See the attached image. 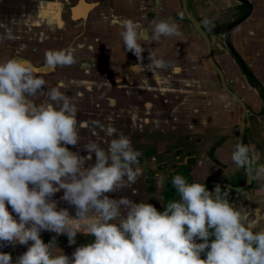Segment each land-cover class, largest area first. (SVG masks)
<instances>
[{"label": "crops", "instance_id": "crops-1", "mask_svg": "<svg viewBox=\"0 0 264 264\" xmlns=\"http://www.w3.org/2000/svg\"><path fill=\"white\" fill-rule=\"evenodd\" d=\"M186 7L209 36L228 88L246 105L243 143L254 144L258 164H264V0H186ZM125 19L141 25V60L126 51L119 35ZM160 19L176 22L181 34L153 41L150 22ZM68 46L76 49V64L46 66V50ZM150 56L162 59L163 66ZM10 58L30 61L48 87L60 86L74 99L81 140L67 145L70 151L87 156L84 145L90 139L107 150L105 140L115 137H105L92 123L99 121L128 136L142 153L143 174L131 187L106 193L110 199L127 197L163 212L170 201L179 200L175 175L204 183L210 192L216 186L208 184L219 181L227 184L222 192L228 191L229 202L252 222L253 231L264 230V181L255 180L253 172L250 185L243 187L244 169L237 170L231 160L242 108L222 89L204 40L184 17L182 0H0V63ZM94 164L92 153L84 167ZM157 174L164 178L162 186ZM62 197L61 189L50 202L75 217V206ZM40 238L69 258L94 240L83 230L71 244L66 234L48 230H41ZM30 244L0 241V252L16 264Z\"/></svg>", "mask_w": 264, "mask_h": 264}, {"label": "clouds", "instance_id": "clouds-1", "mask_svg": "<svg viewBox=\"0 0 264 264\" xmlns=\"http://www.w3.org/2000/svg\"><path fill=\"white\" fill-rule=\"evenodd\" d=\"M150 26L153 41L181 34L170 19L153 20ZM140 29L139 23L125 19L119 33L126 51L138 60L145 51L138 42ZM75 52L72 46L48 49L45 64L71 67L77 63ZM149 59L164 64L154 56ZM45 86L30 61L0 63V241H31L16 264H264V230L254 232L220 186L210 192L204 183H189L177 174L172 185L179 200L170 201L163 212L127 197L110 199L106 193L131 187L143 174L142 153L128 136L99 121L92 123L105 137H115L105 140L107 150L90 139L84 145L87 156L70 151L66 146L81 140L78 107L60 86L44 91ZM92 153L95 164L84 167ZM258 159L254 144L237 143L231 154L237 170L243 168L249 176L254 172L255 180L264 181V164ZM163 179L157 174L158 185ZM61 189L62 198L75 206V217L50 202ZM41 230L66 234L70 244L81 230L94 240L69 258L51 242L44 243ZM0 264H12L11 255L0 252Z\"/></svg>", "mask_w": 264, "mask_h": 264}, {"label": "water", "instance_id": "water-1", "mask_svg": "<svg viewBox=\"0 0 264 264\" xmlns=\"http://www.w3.org/2000/svg\"><path fill=\"white\" fill-rule=\"evenodd\" d=\"M182 7H183V10H184L187 18L190 20L192 25L195 27L196 31L201 35V37L205 41L206 49H207V57H208L209 63L211 64L213 69L216 71V73L219 75L222 89L226 93H228L242 108V113H241V118H240V126H239V134H238L237 142L238 143L243 142V137H244V133H245V127H246V105H245V103L243 102V100L239 96H237L232 90H230L228 88L226 80H225V77H224V74H223L222 70L219 68V66L216 64V62H215V60L213 58L212 50H211L210 38L205 33V31L202 29V27L199 25V23L190 15V13H189V11H188V9L186 7V0H182ZM245 174H246V183L243 185V187H245L247 185H250L251 180H252V176H249L246 173V171H245ZM208 185L223 187V186H226L227 184L219 182V181H212Z\"/></svg>", "mask_w": 264, "mask_h": 264}, {"label": "flooded vegetation", "instance_id": "flooded-vegetation-1", "mask_svg": "<svg viewBox=\"0 0 264 264\" xmlns=\"http://www.w3.org/2000/svg\"><path fill=\"white\" fill-rule=\"evenodd\" d=\"M184 17L190 22V20L187 18V16H186V14H185V12H184ZM191 23V22H190ZM192 24V23H191ZM200 25V24H199ZM193 26V25H192ZM201 26V25H200ZM194 27V26H193ZM202 27V26H201ZM195 28V27H194ZM203 29V28H202ZM196 30V29H195ZM204 30V29H203ZM206 33V32H205ZM199 34V33H198ZM200 35V34H199ZM201 36V35H200ZM209 37V36H208ZM203 39V38H202ZM204 40V39H203ZM205 42V41H204ZM206 45V44H205ZM212 50V49H211ZM206 51H207V49H206ZM212 55H213V53H212ZM208 58V57H207ZM214 58V57H213ZM217 74V73H216ZM217 76H218V78H219V80H220V77H219V75L217 74ZM244 172H245V170H244Z\"/></svg>", "mask_w": 264, "mask_h": 264}, {"label": "snow or ice", "instance_id": "snow-or-ice-1", "mask_svg": "<svg viewBox=\"0 0 264 264\" xmlns=\"http://www.w3.org/2000/svg\"><path fill=\"white\" fill-rule=\"evenodd\" d=\"M57 19H58V15H57ZM59 26H60V27H63V24H62V22H60Z\"/></svg>", "mask_w": 264, "mask_h": 264}]
</instances>
